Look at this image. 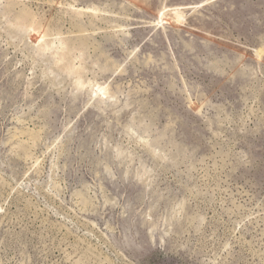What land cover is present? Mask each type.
Returning a JSON list of instances; mask_svg holds the SVG:
<instances>
[{"label":"rangeland","instance_id":"obj_1","mask_svg":"<svg viewBox=\"0 0 264 264\" xmlns=\"http://www.w3.org/2000/svg\"><path fill=\"white\" fill-rule=\"evenodd\" d=\"M0 264H264V0H0Z\"/></svg>","mask_w":264,"mask_h":264},{"label":"bare ground","instance_id":"obj_2","mask_svg":"<svg viewBox=\"0 0 264 264\" xmlns=\"http://www.w3.org/2000/svg\"><path fill=\"white\" fill-rule=\"evenodd\" d=\"M15 2V1H14ZM72 8H75V6H73V5H70ZM96 7H94V8H87V9H83V8H81V9H76V12H78V13H91V14H96V13H98L97 11H96V9H95ZM96 15H98V14H96ZM18 17V16H17ZM172 17L173 18H176V19H178L179 21H181L183 18H184V14L181 12V11H179V10H175L173 13H172ZM34 17L31 15V13L29 12V11H27V10H22L21 11V13H20V15H19V17H18V21H19V23H24V25H25V23H27V22H29V21H31L32 19H33ZM177 20V21H178ZM17 21V22H18ZM178 21V22H179ZM183 21V20H182ZM164 22V21H163ZM18 24V23H17ZM157 24H159V23H157ZM179 24H180V22H179ZM29 25V24H28ZM46 30V31H45ZM44 30V39L45 38H47L48 36H49V31L47 30V28ZM48 31V32H47ZM51 33V32H50ZM79 36V35H78ZM63 39V38H62ZM61 38H59V42H61L60 44H61V48L65 51L66 49H68V53L69 52H73L72 51V48L74 47V42L77 40L78 42H80L81 44H84V36L82 35V36H79L77 39L75 38V41H74V38H69V39H64V40H62ZM46 41V42H45ZM44 41V44L46 43V45H42L41 47L43 48V46H45L46 48L45 49H47V48H49V49H51L50 48V44L48 45L47 44V39ZM49 47H48V46ZM62 51V50H61ZM70 54V53H69ZM68 54H67V51H66V53H63V54H61L60 55V61L62 62V61H65L67 58H68ZM59 61V62H60ZM59 64H62V63H59ZM67 65V64H66ZM74 67V66H73ZM67 68H69V69H71L72 68V66H71V64H68L67 65ZM78 69V68H77ZM76 69V70H77ZM81 77V76H80ZM78 78L79 80H78V85L79 86H83L85 83H83V81L81 80V78ZM77 83V82H76ZM90 86H92V85H90ZM97 87H92L93 89H94V92H95V94H96V96H103V97H105V95L107 94V91H108V89H107V87H105V86H102V85H96ZM84 87V86H83ZM83 87H81V88H83ZM96 88V89H95Z\"/></svg>","mask_w":264,"mask_h":264}]
</instances>
